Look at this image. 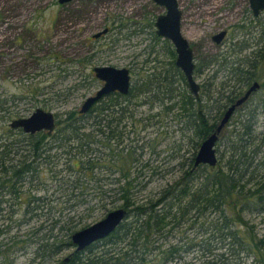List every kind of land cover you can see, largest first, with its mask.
I'll list each match as a JSON object with an SVG mask.
<instances>
[{
  "label": "trees",
  "instance_id": "16d2710c",
  "mask_svg": "<svg viewBox=\"0 0 264 264\" xmlns=\"http://www.w3.org/2000/svg\"><path fill=\"white\" fill-rule=\"evenodd\" d=\"M154 19L145 15V27L150 31L151 40L145 64L153 60L161 65H148L143 71H138V65H132L129 93H107L85 112L77 108L65 111V115L56 112V128L52 133L42 130L31 134L21 128L8 127L5 136L0 138V188L6 186L3 183L13 185L15 179H23L35 187L16 196L19 204L29 200L18 219L16 216L20 213L6 212L5 208L9 199L5 196H9L12 189L9 194L0 192V221L4 218L12 221L0 227V237L15 225L27 224L34 217L41 216V208L47 205L48 209L53 208L54 199L39 194L46 188L44 178L47 171L52 172L55 181H60L56 188L64 197L63 208L72 210L90 204L77 222L73 216L62 213L47 225L41 223L33 227L26 239L10 235L12 241L5 242L1 238L0 264L9 261L11 252L14 256L10 264H13L17 251L28 252L29 243L36 247L28 264H169L173 260L190 264L184 259L193 250H196L195 258L199 262L203 259V264H243L248 256L252 257L250 264H264V233H259L256 226L244 217V213L264 212V131L255 130L257 104L248 108L251 101L248 98L234 109L216 141L218 160L215 166L207 163L194 165L201 141L215 129L242 88L260 78H263L260 86L264 88V21L250 14L248 24L235 25L242 29L239 32L245 38L250 33L255 40L257 37L253 50H247L250 46L245 39L240 44L238 41L229 42L222 51L194 61V75L201 74L203 69H213V73L200 84L198 96H194L182 71L174 63L175 50L171 42L163 37V50H167L170 59H158L156 45L161 37L151 30ZM246 25L250 26L248 30L243 28ZM152 52L154 55L150 57ZM86 59L88 63L94 60L89 56ZM220 71H223L222 78L216 81ZM4 100L0 99V110H6L2 104ZM143 104H148L149 108L160 105L159 114L165 109L173 111L176 108L174 114L178 128L182 132L191 131L186 138L193 144V150L176 163L180 170L176 178L165 183L154 195L138 200L136 190L140 181L137 180H141L139 176L145 172L148 163L141 164L138 176H131L139 153L133 144L125 145L124 140L129 125V130L135 131L136 108ZM42 106L46 109L53 107L50 98L43 100ZM12 113L7 110L2 116L12 117ZM237 113L240 114L233 128L222 135ZM54 148L60 156L59 153L51 154ZM106 151H109V161L103 158ZM57 156L58 161L66 158L60 169L55 168ZM62 171L66 174L58 178ZM116 172L117 176L110 175ZM105 184L111 185L105 189ZM92 188L96 191L89 197ZM110 197L112 204L120 202L118 207L127 208V218L108 237L80 251L73 250L66 258L59 257L63 249L75 247L72 233L78 227L90 224H81L82 219L98 207L105 208L106 199ZM94 198L98 202H92ZM101 200L103 203H99ZM188 219L189 225H197L194 227L200 229V241L179 240L162 247V240L167 239L172 228ZM216 233L218 244L213 240Z\"/></svg>",
  "mask_w": 264,
  "mask_h": 264
},
{
  "label": "rangeland",
  "instance_id": "374dc122",
  "mask_svg": "<svg viewBox=\"0 0 264 264\" xmlns=\"http://www.w3.org/2000/svg\"><path fill=\"white\" fill-rule=\"evenodd\" d=\"M178 2L182 14L181 32L192 47L195 62L205 59L208 54L222 51L229 42L239 43L246 39L239 32L242 29L236 28L235 25L242 22L248 24L249 0H178ZM164 11L165 7L154 0H70L64 3L58 0H0V99H5L2 104L6 108L0 110V138L5 136L13 118L27 116L38 106L43 107V100L50 98L53 104L50 109L64 113L63 115L69 109H80L86 97L95 94L103 84L92 70L95 65L112 64L129 68L138 65V71L143 68L146 70L148 65L153 64L159 67L161 63L158 61L151 60L145 64L151 41L148 33L150 31L145 27V15L155 18ZM260 19L264 20V12ZM107 26L110 30L104 32ZM249 27L246 25L243 28L248 30ZM223 28H227L228 34L224 40L216 42L213 34H217ZM153 29L154 26L151 30ZM97 33L102 35L96 36ZM94 35L96 37H93ZM159 41L156 45L159 51L158 59L169 60L167 50H163V38L161 37ZM234 48L240 47L234 46ZM232 54L236 57V53L232 52ZM152 55L153 52L150 57ZM86 56L94 60L88 63ZM149 70L150 67L147 71ZM211 73L213 69H204L202 74L196 73L195 78L200 83ZM222 75L223 71L218 72L216 81H219ZM244 89L245 87L242 88ZM135 100L136 98L133 99ZM250 100L247 104L248 108L257 104L255 130L264 131V88L260 86ZM137 107L138 119L135 123V131L129 130L130 125L129 128L127 127L124 144H133L139 153L131 176H138L140 171L137 170H140L141 164L148 163L145 172L139 176L141 180H137L140 182L136 197L138 200H144L180 174L176 163L184 159L183 156H189L193 144L186 138L191 131L182 132L178 128V119L174 114L176 108L173 111L165 109V112L159 114L160 105L149 108L148 104H143ZM7 110L13 112L12 117L7 114V117L2 116ZM238 114L240 113L233 116L232 123L225 128L222 135L233 128ZM141 145H144V148H141ZM55 153H59L56 148L51 151L52 155ZM108 153L109 151H106L103 157L107 161L110 158ZM58 155L60 156V153ZM59 156L56 158L57 161ZM65 160L66 158L62 157L55 168L64 167ZM51 173L45 172L46 188L41 189L39 194L52 197L53 208L48 209V205L41 208V216L34 217L27 224L15 225L9 233L2 234L0 239L9 242L10 235L20 240L26 239L30 236L28 233L33 227H38L41 223L47 225L46 223L62 213L73 216L75 221L80 220V214H85L86 207L90 206L88 203L72 210L63 208L64 197L60 196L61 192L56 188L60 181H55ZM65 174V171L60 172L58 178ZM110 175L117 176L118 172ZM108 185L111 184H105L103 188H108ZM26 187L35 188L29 182ZM89 190L90 197L96 190L93 188ZM110 199L111 197L106 199L105 208L98 207L90 216L82 219L81 224L93 223L119 206L120 202L112 204ZM28 201L25 200L20 208L18 207L20 210L17 213H20V216H16V219L22 216ZM94 201L98 202V199L94 198L92 202ZM244 217L256 226L259 233H264V212L263 214L244 213ZM11 222L4 218L0 221V227ZM189 222L188 219L175 225L167 239L162 240V247L179 240L200 241L202 237L199 234L200 229L194 227L197 225H189ZM217 235L216 233L213 237L216 244L219 243ZM19 245H22V242ZM35 247L29 243L28 252L17 251L13 264H28L34 255ZM74 248L63 249L59 257L66 258ZM195 251L188 252L184 260L190 264H203V259L199 262V259L195 258ZM155 252L158 250L155 249ZM12 256L14 254L11 252L6 264H10ZM251 259L250 256L246 257L243 264H250ZM169 264L184 263L183 260H173Z\"/></svg>",
  "mask_w": 264,
  "mask_h": 264
},
{
  "label": "water",
  "instance_id": "95a60500",
  "mask_svg": "<svg viewBox=\"0 0 264 264\" xmlns=\"http://www.w3.org/2000/svg\"><path fill=\"white\" fill-rule=\"evenodd\" d=\"M61 3L70 0H58ZM156 3L163 5L165 11L157 14L154 20L155 33L165 39H168L174 46L175 58L174 63L182 71L186 85L189 91L198 96L200 84L194 75V57L192 47L188 39L181 32V9L178 0H154ZM249 6L254 15H257L264 9V0H249ZM108 28L105 29L107 31ZM226 30L223 29L214 35V39L219 42ZM96 36L101 33L95 34ZM95 75L103 80V84L97 89L95 94L86 97L80 107L81 112L88 111L93 104L103 95L112 91L121 93H129L131 89V73L127 66H115L112 64L95 65L93 67ZM259 85L254 81L249 87L238 97L234 103L228 106L222 117L218 121L215 129L209 133L200 143L195 154L194 165L207 163L215 166L217 164V147L216 141L222 129L226 126L234 109L247 99L248 95ZM56 112L38 106L32 113L27 116H19L13 118L10 127L21 128L24 132L34 134L36 132L47 130L52 133L56 128ZM128 210L125 207H117L107 212L101 219L90 223L72 233V241L75 244L74 252L80 251L89 246L93 242L108 237L114 232L118 226L127 218Z\"/></svg>",
  "mask_w": 264,
  "mask_h": 264
},
{
  "label": "flooded vegetation",
  "instance_id": "af4514ba",
  "mask_svg": "<svg viewBox=\"0 0 264 264\" xmlns=\"http://www.w3.org/2000/svg\"><path fill=\"white\" fill-rule=\"evenodd\" d=\"M263 12H264V9H262L257 15H254L253 14V12H252V10H251V8H250V6H249V14H251L253 17H261L262 16V14H263ZM264 21V20H263ZM106 28H108V26L106 27ZM223 29H225L226 30V32H225V34L222 36V38L220 39V41L221 40H224V38L226 37V35L228 34V30H227V28H223ZM223 29H221V30H223ZM110 29L108 28V30L107 31H104V32H108ZM220 30V31H221ZM154 31H155V29H154ZM102 35V34H101ZM101 35H99V36H101ZM95 36V35H94ZM96 37V36H95ZM161 37V36H160ZM213 39H214V34H213ZM246 40H247V46L249 47L248 48V50H253L254 48H255V43H256V40H257V37H256V40H255V38L253 37V35H252V33H250V34H248V36L246 37ZM258 40H259V37H258ZM219 41V42H220ZM217 42V41H216ZM255 42V43H254ZM171 45L173 46V44L171 43ZM173 48H174V46H173ZM175 50V49H174ZM204 71V69L202 70V72ZM130 73H131V69H130ZM202 74V73H201ZM131 76H132V74H131ZM207 78V77H206ZM204 79L205 78H203L202 79V81L199 83V84H202L203 83V81H204ZM102 82H104L103 80H101ZM254 81H257L258 83H259V85L248 95V97H247V99L248 98H251V96L255 93V91L256 90H258L259 89V87H260V84L262 83V81L261 80H259V79H256V80H253V81H251V83L249 84V85H251ZM249 85L239 94V96L238 97H240L242 94H243V92L249 87ZM199 91H200V87H199ZM199 93V92H198ZM238 97H235L234 98V100H236ZM245 101V100H244ZM244 101L242 102V104L244 103ZM241 104V105H242ZM240 105V106H241ZM17 180L15 179L12 183H14L13 185H9L8 183H3L2 185H6L4 188H0V192H2V191H7V193L9 194V192H10V190H11V193H10V195H9V199H8V202H7V206H5V208H6V212H18L20 209H18V207L20 208V205H22V203H18L17 202V199H16V196L21 192V191H23V190H27L28 188L26 187V184L28 183H26V182H24L23 181V179L22 180H20V181H17ZM23 187H24V189H23ZM17 206V207H16ZM1 211V210H0Z\"/></svg>",
  "mask_w": 264,
  "mask_h": 264
}]
</instances>
